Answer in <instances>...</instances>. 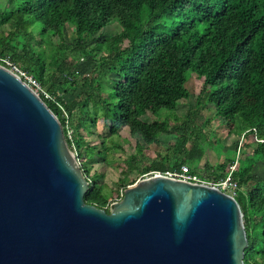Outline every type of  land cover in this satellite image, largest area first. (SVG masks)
<instances>
[{
	"label": "trees",
	"instance_id": "16d2710c",
	"mask_svg": "<svg viewBox=\"0 0 264 264\" xmlns=\"http://www.w3.org/2000/svg\"><path fill=\"white\" fill-rule=\"evenodd\" d=\"M115 24L120 31L100 40L103 30ZM67 26L72 42L65 37ZM54 38L58 45L47 46ZM85 57L96 64L90 74L78 70ZM0 59L29 71L54 98L42 99L59 118L89 182L88 205L109 212L133 185L124 177L143 144L158 142L163 134L176 136L171 156L154 160L141 175L187 165L192 174L219 180L237 164L235 198L248 238L244 262L264 264V0H0ZM186 67L203 83L198 106L215 109L237 138V159L202 167V136L190 116L174 124L144 119L175 113L190 99ZM97 69L114 76L110 89L95 77ZM99 121L110 136L135 143L118 177L122 193L113 201L104 196L111 151L102 136L93 138ZM244 134L254 137L250 154L237 150ZM249 144L245 140L242 146ZM97 159L102 173L94 170Z\"/></svg>",
	"mask_w": 264,
	"mask_h": 264
},
{
	"label": "water",
	"instance_id": "95a60500",
	"mask_svg": "<svg viewBox=\"0 0 264 264\" xmlns=\"http://www.w3.org/2000/svg\"><path fill=\"white\" fill-rule=\"evenodd\" d=\"M44 100L0 65V264H245L236 198L155 175L110 211Z\"/></svg>",
	"mask_w": 264,
	"mask_h": 264
},
{
	"label": "rangeland",
	"instance_id": "374dc122",
	"mask_svg": "<svg viewBox=\"0 0 264 264\" xmlns=\"http://www.w3.org/2000/svg\"><path fill=\"white\" fill-rule=\"evenodd\" d=\"M33 29L35 31H39L41 27L39 26ZM119 31L120 27L117 24L107 27L103 30L99 36V39L105 40L111 36H114ZM65 33L66 39L69 42H72V28L67 26ZM56 45H58V39L55 38L49 40L47 43V46L49 47H55ZM95 66L96 64L94 60L85 57L79 60L78 70L80 74H90L91 71L94 70ZM183 74L185 75L186 79V87L191 94L190 99L185 103L180 104L177 107L175 113L164 111L159 117H154L152 114H147L144 119L150 122H158L169 119L170 122L174 124L176 123L177 119L183 121L184 119L187 120V116H190L195 121L194 130H196L197 136H199L200 139L202 136L201 141L203 143L198 145L203 153V160L201 162L202 167L206 163H210L211 165L215 166L220 163L228 162L229 160L237 159L238 155L235 147L237 138L232 134L230 135L227 124H224L223 120L216 116L215 109H206L202 106H198L197 104V98L203 88V83L199 79L197 73L193 68L186 67V69H183ZM97 75H99L100 82L106 89H110L113 86L114 76L108 74L105 69H97L95 72V77ZM98 115L101 116V113ZM94 130L96 131V134L93 136V138L97 140V136H102L106 140L107 146L111 151L108 165L109 172H107L106 176V184L108 187L104 190V196L109 201H113L117 193H122L117 183L119 179L118 177L123 174L122 172L124 170H126L127 163L124 160L130 158L132 150L135 148V143L133 142L130 145L128 140L124 138L125 136L123 138L110 136L108 128L104 126L102 121L97 123ZM175 137V135L163 134L159 137L158 142L150 139L147 141V144H143L142 154L137 156L133 169L127 176L124 177V181L127 184H133L129 187L134 186L143 179L144 176L141 175V170L143 167L150 166L154 160L163 161L166 157L171 156L169 155V151L172 149ZM245 138L243 141L247 140L250 144L247 145V147L241 149V154H250L255 147V143L253 142L254 137L251 134H248L245 136ZM240 139H242V137ZM118 146H120V149L114 153ZM237 150L239 151V148H237ZM245 157L246 155L243 158ZM243 158H241V160ZM98 162H100V159H97L94 170L102 173L104 172V169L98 164Z\"/></svg>",
	"mask_w": 264,
	"mask_h": 264
},
{
	"label": "built area",
	"instance_id": "2783aa9c",
	"mask_svg": "<svg viewBox=\"0 0 264 264\" xmlns=\"http://www.w3.org/2000/svg\"><path fill=\"white\" fill-rule=\"evenodd\" d=\"M0 62L3 63L2 66H4L8 70H10L13 74L18 76L22 81H24V83H26L41 98H45L47 100H54V98L42 86L41 82L29 71L24 70L23 68H21L19 65H17L10 59H0ZM245 136L246 134H244L242 136V139H240L239 152L243 148L242 144L245 141V140L243 141ZM236 165L237 164H234L231 166L230 173L228 174L226 178L219 179V180L208 179L206 177H201V176L192 174L189 166L187 165L182 166L180 169L168 170L165 172H150L147 175H145L143 179H146V178H149L155 175H162V176L176 179V180H181V181H186L190 183L214 187L224 192L225 194H228L235 198L237 196V190H238V183L233 178V173L236 170Z\"/></svg>",
	"mask_w": 264,
	"mask_h": 264
}]
</instances>
